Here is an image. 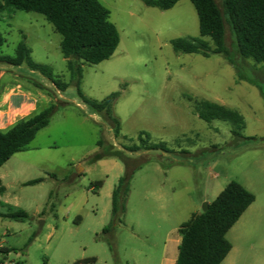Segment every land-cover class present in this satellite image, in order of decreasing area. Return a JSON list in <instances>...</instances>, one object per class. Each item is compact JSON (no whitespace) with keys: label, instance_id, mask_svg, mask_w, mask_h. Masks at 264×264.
<instances>
[{"label":"rangeland","instance_id":"1","mask_svg":"<svg viewBox=\"0 0 264 264\" xmlns=\"http://www.w3.org/2000/svg\"><path fill=\"white\" fill-rule=\"evenodd\" d=\"M99 1L110 11L120 43L109 60L83 65L80 88L97 101L119 93V137L80 97L54 26L35 12L0 13L2 55L15 56L24 40L32 59L50 66L61 86L26 65L0 63V95L8 96L7 108H22L10 118L0 115V130L51 104L58 108L26 150L0 167V264H86L91 258L96 262L88 264H162L172 240L171 258L176 253L177 260L183 226L231 181L255 201L227 233L232 250L221 264H264V65L238 58L246 80L240 79L234 66L213 53L208 37L202 39L209 57L175 52L173 39L200 37L190 0L166 11L141 0ZM226 45L233 50L229 29ZM203 101L239 112L246 122L242 137L234 136L229 122L201 120L196 107ZM141 133L169 151L129 153ZM97 154L105 157L93 161ZM127 166L135 170L126 211L110 230L112 194ZM15 213L28 217L15 220Z\"/></svg>","mask_w":264,"mask_h":264},{"label":"trees","instance_id":"2","mask_svg":"<svg viewBox=\"0 0 264 264\" xmlns=\"http://www.w3.org/2000/svg\"><path fill=\"white\" fill-rule=\"evenodd\" d=\"M141 1L148 7L166 11L181 0ZM190 1L197 11L200 37L173 39L171 44L175 52L209 57V45L202 39L208 37L215 46L213 53L223 56L234 66L240 79L246 80L241 74L242 66L238 58L253 59L256 63L264 65V0H221V3L217 0ZM8 9L41 14L54 26L55 31L62 37L61 52L80 97L94 112L101 114L112 124L115 136L119 137L121 123L114 114L119 93H112L104 100L97 101L85 97L80 88L83 65H97L109 60L120 43L119 31L110 21V11L99 0H0V13ZM228 29L233 37V50L226 45ZM4 44L5 40L0 34V63L16 67L26 65L31 71L46 77L53 85L61 87L58 80H55L50 66L36 63L32 59L31 49L24 40L17 45L13 57L2 55ZM37 87L46 89L41 83H38ZM57 109L55 104H51L33 116L21 119L11 128L0 130V167L15 153L26 150L38 132L50 124ZM196 114L207 123L214 120L229 122L233 125L234 136L242 137L246 122L236 110L216 102L203 101L196 107ZM142 135L143 133L138 137L139 145L126 148L129 153H138L141 150L169 151L163 143L149 144ZM98 144L103 146L106 143L99 141ZM114 155L123 157V152L117 151ZM103 157V154H97L92 160L97 161ZM134 170L127 166L124 176L113 191V219L108 228L110 230L117 220L121 221L119 215L126 211ZM38 182L40 181L29 184ZM102 186V181L96 183L97 188ZM4 190L0 178V193ZM254 201L255 196L251 192L236 181H231L217 198L208 204L206 211L191 225L183 226L186 230L178 246L176 264H221L232 250V244L226 237L227 233ZM10 217L23 220L28 216L26 213H15ZM94 262L95 258L84 261L86 264Z\"/></svg>","mask_w":264,"mask_h":264},{"label":"crops","instance_id":"3","mask_svg":"<svg viewBox=\"0 0 264 264\" xmlns=\"http://www.w3.org/2000/svg\"><path fill=\"white\" fill-rule=\"evenodd\" d=\"M1 94L2 95H0V99H1V101H0V115L8 116L10 118L11 112L19 111L22 109V108H18V107H13L11 105V103H10V105H8V108H7L6 105L8 102L6 99H8V96H5V92L1 93ZM24 104H25L24 102L21 103V106H23ZM35 110H36V108H33V111H35ZM19 119H22V117ZM14 123L15 122L13 121L10 126H12ZM4 127L9 128L8 126H4ZM178 244H179V241L177 243L176 248L179 246ZM167 247H168V250L166 251L165 256L162 260V264H176V253L174 254V259L171 258L173 256V248H174L173 240L169 241L167 243ZM4 253L9 256L10 251H8L7 253L6 252H4Z\"/></svg>","mask_w":264,"mask_h":264},{"label":"built area","instance_id":"4","mask_svg":"<svg viewBox=\"0 0 264 264\" xmlns=\"http://www.w3.org/2000/svg\"><path fill=\"white\" fill-rule=\"evenodd\" d=\"M0 237H1V236H0ZM7 257H8V255H7ZM7 261H8V260H7ZM5 263H6V262H5ZM5 263H4V264H5ZM8 264H18V263L15 262V261H9Z\"/></svg>","mask_w":264,"mask_h":264},{"label":"water","instance_id":"5","mask_svg":"<svg viewBox=\"0 0 264 264\" xmlns=\"http://www.w3.org/2000/svg\"><path fill=\"white\" fill-rule=\"evenodd\" d=\"M208 209V203L205 204L203 211H206Z\"/></svg>","mask_w":264,"mask_h":264}]
</instances>
